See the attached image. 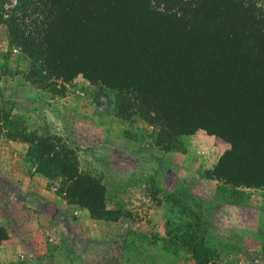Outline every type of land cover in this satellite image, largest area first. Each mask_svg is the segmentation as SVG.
<instances>
[{
	"label": "rangeland",
	"instance_id": "1",
	"mask_svg": "<svg viewBox=\"0 0 264 264\" xmlns=\"http://www.w3.org/2000/svg\"><path fill=\"white\" fill-rule=\"evenodd\" d=\"M254 1L264 10V0ZM197 45L187 39L186 50L173 60L165 56L169 49H159L148 63L141 60L138 74L148 93L143 100V94L124 84L126 76L134 73V48L124 50L126 62H117L124 69L119 85L80 73L70 82L53 81L49 86L37 83L29 59L0 23V180L11 155L23 148L27 171H36L38 165L28 157L29 146L21 136L59 137L76 154L84 175L100 180L106 189L119 185L125 190L121 199L129 205L127 212L109 217L157 221L158 238L163 241L150 242L152 250L159 251L151 263L264 264V186L226 181L212 171L232 148L214 132L223 129L230 138L236 132L235 123L219 124L221 111L264 109V98L242 99L236 72L225 69L230 60L222 61L218 53L207 55ZM153 97L161 101V109ZM172 147H180L182 153H170L173 162H167L160 150L168 152ZM228 158L222 166L233 173L237 160ZM154 174L157 177L151 178ZM66 202L72 211L80 208ZM136 203L141 206L133 210ZM49 214L54 216V211ZM123 228L98 223L94 251L103 256L131 250L122 239L119 244L109 242L116 236L103 238L111 230L123 236ZM57 235L55 248L68 250V229L61 227ZM129 253L115 260L149 264L148 258Z\"/></svg>",
	"mask_w": 264,
	"mask_h": 264
},
{
	"label": "trees",
	"instance_id": "2",
	"mask_svg": "<svg viewBox=\"0 0 264 264\" xmlns=\"http://www.w3.org/2000/svg\"><path fill=\"white\" fill-rule=\"evenodd\" d=\"M0 23L29 59L37 83H66L85 73L117 85L124 71L117 62H126L124 50L131 47L136 65L124 84L145 100L137 65L150 62L159 49H169L165 56L173 60L190 39L207 55L230 60L225 69L236 72L242 99L264 98V10L254 0H1ZM151 99L161 109V101ZM227 122L236 124L232 138L223 129L214 134L232 148L214 171L226 181L264 186V109L223 110L219 124ZM21 138L36 172L59 184L68 202L115 220L105 209L102 182L80 171L76 154L59 137ZM228 155L237 160L233 173L222 166ZM6 238L0 227V246Z\"/></svg>",
	"mask_w": 264,
	"mask_h": 264
},
{
	"label": "crops",
	"instance_id": "3",
	"mask_svg": "<svg viewBox=\"0 0 264 264\" xmlns=\"http://www.w3.org/2000/svg\"><path fill=\"white\" fill-rule=\"evenodd\" d=\"M160 151L167 162L169 159L173 162V155L170 153H182L180 147H172L168 152ZM143 152L140 151L142 154ZM26 153L25 148L20 153H13L9 169L1 170L0 227L5 229L7 238L0 246V264H119L115 259L126 256L125 253L128 251L130 256L146 257L149 264H153L151 260L154 256L158 257L159 251L157 249L153 251L150 242L163 241L158 238L156 220L130 219L119 214L118 219L105 220L97 215L95 216L98 218L92 217L82 207L76 211L70 210L67 207V199L59 193L57 187H53L48 179L36 173L34 169L32 170L35 174L27 171L22 160ZM1 160L0 154V162ZM181 167L183 169V165ZM214 169L215 167L212 171ZM142 174L139 173V176H144ZM157 174L151 178H156ZM215 181L219 184L217 180ZM105 190V209L113 213L127 212L129 205L124 204L121 199V194L125 190L119 185L116 189L105 187ZM111 196L114 200H111ZM136 204L133 210H138L137 206L141 203ZM51 211H54V216H50ZM98 223L126 227L123 228V236L112 234L111 230L112 232L107 231L103 238L105 240L111 234L113 236L110 238L113 239L115 236L117 238L109 242L119 244L122 240L127 241L132 249L125 253L121 250L120 253H106L103 256L97 253V250L94 251L92 238ZM133 225L136 227L133 228ZM139 226L141 228H138ZM142 226L147 227L148 231L142 230ZM61 227H66L69 231V238L66 240L68 250L55 248L57 232ZM141 242L149 244L142 246Z\"/></svg>",
	"mask_w": 264,
	"mask_h": 264
}]
</instances>
